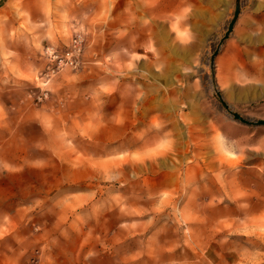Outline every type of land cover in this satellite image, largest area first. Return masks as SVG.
<instances>
[{
    "label": "rangeland",
    "instance_id": "1",
    "mask_svg": "<svg viewBox=\"0 0 264 264\" xmlns=\"http://www.w3.org/2000/svg\"><path fill=\"white\" fill-rule=\"evenodd\" d=\"M234 7L0 0V264H264V125L234 117L264 121V0L224 39Z\"/></svg>",
    "mask_w": 264,
    "mask_h": 264
},
{
    "label": "built area",
    "instance_id": "2",
    "mask_svg": "<svg viewBox=\"0 0 264 264\" xmlns=\"http://www.w3.org/2000/svg\"><path fill=\"white\" fill-rule=\"evenodd\" d=\"M81 52V45L77 39H73L69 50L59 52L52 47L44 50L43 55L48 63V75L53 74L55 71L62 69L65 66L75 67L79 61L78 57Z\"/></svg>",
    "mask_w": 264,
    "mask_h": 264
},
{
    "label": "water",
    "instance_id": "3",
    "mask_svg": "<svg viewBox=\"0 0 264 264\" xmlns=\"http://www.w3.org/2000/svg\"><path fill=\"white\" fill-rule=\"evenodd\" d=\"M239 13H240V0H235L233 18L228 25L227 31L224 35V39H226L229 36V34L232 32L234 24H235L236 20L238 19ZM234 117H235V119L239 120L240 122H242L244 124L264 125V121H258V122L250 123V122L242 119L240 116H238L236 114L234 115Z\"/></svg>",
    "mask_w": 264,
    "mask_h": 264
}]
</instances>
